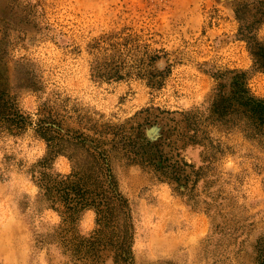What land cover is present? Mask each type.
Wrapping results in <instances>:
<instances>
[{
  "label": "rangeland",
  "instance_id": "1",
  "mask_svg": "<svg viewBox=\"0 0 264 264\" xmlns=\"http://www.w3.org/2000/svg\"><path fill=\"white\" fill-rule=\"evenodd\" d=\"M262 12L264 0H0V90L27 119L20 134L0 131V264H84L79 240L98 229L95 209L65 224L41 195L38 165L48 144L40 119L65 135L66 152L47 172L70 176L88 171L86 153L68 144L78 131L123 125L126 136L161 143L183 113L202 107L217 85L212 74L248 71L249 88L263 98L264 74L253 70L239 35L258 18L255 35L264 41ZM96 60L119 67L121 77H98ZM208 131L221 139L219 151L178 150L203 169L193 196L112 151L127 210L103 225L101 238L114 248L100 264H117L124 237L129 259L121 264H264V145L238 128Z\"/></svg>",
  "mask_w": 264,
  "mask_h": 264
},
{
  "label": "trees",
  "instance_id": "2",
  "mask_svg": "<svg viewBox=\"0 0 264 264\" xmlns=\"http://www.w3.org/2000/svg\"><path fill=\"white\" fill-rule=\"evenodd\" d=\"M240 10L241 7L236 10L238 18ZM262 13L264 17V12ZM261 24L262 21L258 18L251 23L242 24L239 35L248 44L253 70L264 74V41H259L255 35ZM98 65V77H121L118 74L119 67L106 62ZM212 77L216 79L217 85L202 107L183 113V119L175 121V128L168 132L161 143H152L140 132L135 136H126L123 125L117 131L109 132L105 130L109 129L108 125L104 128L95 124L91 136L78 131V138L72 137L68 144L78 146V151L86 153V162L83 165L88 169L87 172L77 168H74L75 172L70 176L47 172L52 168L54 159L66 152L65 135L61 133L60 124L49 122L47 116L39 120L37 132L48 144L47 154L38 165L41 168L38 180L41 195L48 198L52 208L62 214L65 224L79 218L81 212L87 208L95 209L98 215V229L90 239L79 240L78 261L84 264L104 262L105 252L114 246L101 238L103 225L118 217V214L114 215L116 209L126 215L127 201L118 193L111 168V153L115 149L124 151L132 163L152 169L160 180L175 184V189L180 194L193 196L195 185L203 177V169L196 170L195 165L186 162L178 151L180 148L191 145L202 146L207 150L210 145L218 150L222 141L210 135L208 129L211 127L225 134L238 128L245 138L264 145V97H257L252 93L249 88V72L227 70L218 72L217 75L212 74ZM26 124L27 119L18 113L10 95L0 90V131L20 134L26 129ZM173 135L174 140L171 139ZM179 143H182L181 147ZM165 147H171V152H165ZM75 155V152L69 154L70 159ZM208 158H216L213 150ZM79 165L81 166L78 162V167ZM114 251L117 264L128 262L126 237Z\"/></svg>",
  "mask_w": 264,
  "mask_h": 264
}]
</instances>
